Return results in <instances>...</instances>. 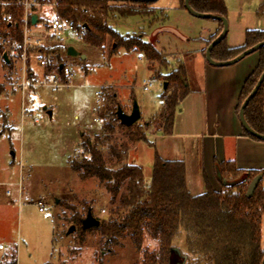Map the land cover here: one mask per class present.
Returning a JSON list of instances; mask_svg holds the SVG:
<instances>
[{"label":"rangeland","instance_id":"obj_1","mask_svg":"<svg viewBox=\"0 0 264 264\" xmlns=\"http://www.w3.org/2000/svg\"><path fill=\"white\" fill-rule=\"evenodd\" d=\"M259 5V0H226L228 46H242L247 29L264 30V17L256 16ZM154 7L164 10L157 11L153 18H116L108 24L122 35L143 33L144 41L161 53L166 68L147 61L140 53L123 49L111 53L110 39L99 49L85 45L75 32L55 36L49 30L52 17L59 18L54 2L35 10L43 18L30 29L28 40H38V46L28 45L27 52L20 55L6 48L12 65L7 68L0 60V245L4 246L0 264H9L14 251L17 264H142L145 250L158 253L157 243L148 237L142 250L125 239L109 252L100 245L99 234L81 232L72 217L78 214L86 218L91 212L99 221L108 220L110 196L97 180H81L68 167V159L82 156L85 139L94 142L98 137V148L109 165L116 162L110 146L120 149L128 145L125 162L142 167L149 183L154 148L130 143L126 127L121 128L106 109L117 111L121 106L130 114L136 102L142 115L138 124L145 132L161 129L165 109L160 96L167 82L163 75L184 62L187 84L196 89L191 79L200 73L198 51L207 49L211 37L207 30L214 23L180 8L179 0H158ZM200 36L204 45L198 40ZM57 45L76 46L87 59H72L65 54L63 76L56 70L48 71L49 58L43 50ZM42 60L46 65H40ZM174 87L167 85L169 90ZM109 123L114 128L112 134L104 129ZM109 135L110 143L106 141ZM8 191H14L12 197ZM39 202L44 205L42 212ZM72 227L75 230L67 234ZM174 245L185 249L184 234ZM184 263L203 264L189 255Z\"/></svg>","mask_w":264,"mask_h":264},{"label":"trees","instance_id":"obj_2","mask_svg":"<svg viewBox=\"0 0 264 264\" xmlns=\"http://www.w3.org/2000/svg\"><path fill=\"white\" fill-rule=\"evenodd\" d=\"M259 1L256 16L263 18L264 0ZM48 2L56 4L59 18L72 21L77 31H84L82 41L85 45L101 49L107 39H110L111 53L120 49L140 53L147 61L158 62L163 68L164 58L153 44L144 41L143 33L122 35L108 24L109 20L116 18L126 19L133 16L153 18L157 12L153 8L154 2L38 0L40 5ZM4 3L10 5L14 17L13 24H5L2 21ZM189 3L198 13L226 19L228 17L225 0H189ZM179 4L180 8L185 9L184 0H179ZM34 12L35 8L29 14L30 27ZM23 15L24 10L18 4V0H0V41L5 39L8 42L7 47L0 44V60L7 68H11L12 62L10 59L9 63L4 60L5 53L9 57L6 48L19 55L23 52ZM40 22L39 20L38 24ZM214 22L219 28L210 37L208 46L223 29L221 22ZM226 38L212 50L213 60L223 62L234 59L244 51L264 42V30H247L244 44L240 47H229ZM67 48L57 45L43 50L49 58L48 71L56 70L63 76V57ZM256 53L259 61L244 82L236 109L237 115L264 72V47ZM61 66L63 67L60 68ZM163 77L168 85L171 83L175 86L173 90L167 88L160 96L165 109L160 131L163 135H171L179 103L193 90L187 84V70L183 63ZM2 91L3 87L0 85V93ZM106 110L114 121L118 122L116 110L110 108ZM244 116L255 132L264 135V82L246 107ZM118 125L124 127L120 123ZM104 129L111 134L114 132L111 123L106 124ZM125 131L130 143H146L154 147L148 141L145 128L140 124L125 128ZM243 133L252 140L262 142L244 129ZM110 135L106 137L108 143L112 139ZM100 141L98 137H95L94 142L85 139L82 143V156L68 159V167L81 180H97L110 196L112 209L109 219L100 221L98 227L84 230L82 223L85 217L78 214L71 220L81 232L99 234L100 245L104 250L113 252V248L120 246L121 241L125 239H130L138 250H142L144 240L148 237L157 243L158 253L145 250L142 264H177L182 258L173 251L176 248L174 243L180 234L182 236L184 234L188 255L198 258L203 264H262L264 171L242 170L234 161L215 162V172L221 189L214 190L205 176L206 190L203 194L195 196L187 188L186 166L183 161L165 160L156 152L152 175L149 183H146L142 167L125 162L128 145H122L120 149L110 146V152L116 162L109 165L98 148ZM258 176L262 179L253 194L248 196L249 187ZM9 264H17L15 251Z\"/></svg>","mask_w":264,"mask_h":264},{"label":"crops","instance_id":"obj_3","mask_svg":"<svg viewBox=\"0 0 264 264\" xmlns=\"http://www.w3.org/2000/svg\"><path fill=\"white\" fill-rule=\"evenodd\" d=\"M39 7L40 4L35 10ZM154 9L164 10L157 7ZM34 13L41 21V13ZM54 19L56 17H52L50 21ZM218 28L219 25L214 22L207 30L208 36L215 34ZM202 37L198 40L204 45ZM73 47L79 50L76 46ZM229 47L236 46L229 44ZM204 50L202 47L198 51L201 52L200 73L198 77L194 75L191 79L196 89L179 103L172 134L163 135L161 129L154 133L146 132L148 141L160 157L185 163L187 188L195 196L205 192V176L214 190L221 189L215 162L234 161L239 169L264 171V142L244 135L236 112L244 82L256 68L259 56L254 53L232 66L215 67L206 61ZM245 61L248 62L242 65ZM186 139L194 142H184V145L181 140ZM177 249L188 258L186 244L184 250L180 247Z\"/></svg>","mask_w":264,"mask_h":264},{"label":"water","instance_id":"obj_4","mask_svg":"<svg viewBox=\"0 0 264 264\" xmlns=\"http://www.w3.org/2000/svg\"><path fill=\"white\" fill-rule=\"evenodd\" d=\"M111 1H129V0H111ZM140 1H146V2H156L158 0H140ZM184 6L185 9L194 17L200 18V19H208V20H213V21H218L222 23L223 29L221 31V33L217 36L216 39H214L210 45L207 47L206 51H205V58L206 61L215 67H228V66H232L238 62H240L242 59H244L245 57L256 53L260 48L264 47V42H261L257 45H255L254 47L244 51L243 53H241L240 55H238L237 57H235L234 59L228 60V61H215L213 60L211 53L212 50L220 43L222 42L228 34L229 31V24L226 18L224 17H220V16H216V15H212V14H202V13H198L195 10L192 9V7L190 6L189 0H184ZM39 18L38 15L33 13L31 16V23L32 26H35L38 24ZM67 56L72 58V59H80L82 61H85L87 59L86 55L82 54L81 52H79L75 47L73 46H69L67 48V52H66ZM4 60L6 63H9V58L8 55L5 53L4 54ZM63 66H61L60 68H62ZM264 82V72L262 73V75L260 76L256 86L254 87L253 91L251 92V94L245 99V101L243 102L240 110H239V114H238V118L239 121L241 123V126L243 127V129L249 133L250 135H252L253 137L261 140L262 142H264V135L258 134L257 132H255L246 122L245 120V116H244V111L246 109V107L248 106L249 102L253 99V97L257 94V92L259 91L261 85ZM167 82L164 83L163 85V91L167 90ZM49 116L51 117V112L48 111ZM116 116L118 121L120 122L121 125L125 126L126 128H130L132 127L134 124L138 123L142 117L141 115V110L139 105L134 102L131 113L127 114L124 112V110L121 108V106L117 107V111H116ZM262 179L261 176L256 177L248 190V196H251L254 192V190L256 189V187L258 186L260 180ZM100 225V221L95 219L91 212H89L87 214V217L83 220L82 226L84 230H88L91 229L93 227H98ZM75 230V227H72L67 234H71L73 231ZM178 256H180L182 258V262L179 264H185L184 262L186 261V256H182L180 251L175 248L173 250ZM262 264H264V259Z\"/></svg>","mask_w":264,"mask_h":264},{"label":"built area","instance_id":"obj_5","mask_svg":"<svg viewBox=\"0 0 264 264\" xmlns=\"http://www.w3.org/2000/svg\"><path fill=\"white\" fill-rule=\"evenodd\" d=\"M18 4L20 6H22L23 10H24V15H23L24 21H23V25H22V32H23V51L26 53L27 48L29 47L28 45L32 44V47H36L39 45L38 40H33L32 42H29V40H28V35L30 32V29L33 28V26L30 27L28 25L29 14H31L33 8L38 7L39 3H38V0H18ZM2 21L5 24H13L14 23V17H13L11 10H10V5L8 3L3 4ZM49 30L52 34H54L57 37H62L65 34L71 33V32L77 33L78 38L80 40H82L84 37V31L83 30L77 31L73 22L68 20V19L56 18V19L52 20L51 23L49 24ZM0 44L3 47L8 46V42L5 39H2L0 41ZM40 65L44 66V65H46V62L44 60H42V61H40ZM148 87H151V84H149ZM145 89H147V87H145ZM12 194H13V191L7 192V195L9 197H11ZM38 208H39L40 212L44 211V205L41 202L38 203ZM3 249H4V246L0 245V250H3Z\"/></svg>","mask_w":264,"mask_h":264}]
</instances>
